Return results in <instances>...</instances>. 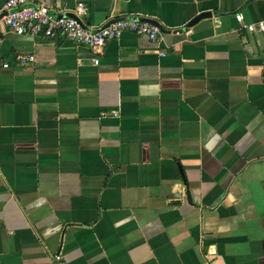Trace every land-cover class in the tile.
Wrapping results in <instances>:
<instances>
[{
	"label": "crops",
	"instance_id": "obj_1",
	"mask_svg": "<svg viewBox=\"0 0 264 264\" xmlns=\"http://www.w3.org/2000/svg\"><path fill=\"white\" fill-rule=\"evenodd\" d=\"M28 2L161 29L0 27V264H264V0Z\"/></svg>",
	"mask_w": 264,
	"mask_h": 264
},
{
	"label": "built area",
	"instance_id": "obj_2",
	"mask_svg": "<svg viewBox=\"0 0 264 264\" xmlns=\"http://www.w3.org/2000/svg\"><path fill=\"white\" fill-rule=\"evenodd\" d=\"M75 13H65L51 6L32 4L28 0H5L0 10V27L17 35L30 34L52 38L63 35L67 40L92 47H103L109 40L116 39L124 31L146 35L155 40L160 31V25L153 20L140 15L109 17L99 26H86L80 15L86 11V6L77 3ZM249 30L264 32V20L256 23H244L242 12L234 15ZM0 31V44L2 42ZM29 56H20L21 62Z\"/></svg>",
	"mask_w": 264,
	"mask_h": 264
}]
</instances>
